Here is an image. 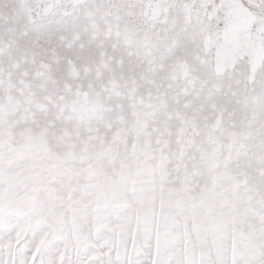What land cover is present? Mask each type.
<instances>
[{
  "label": "snow or ice",
  "instance_id": "snow-or-ice-1",
  "mask_svg": "<svg viewBox=\"0 0 264 264\" xmlns=\"http://www.w3.org/2000/svg\"><path fill=\"white\" fill-rule=\"evenodd\" d=\"M0 264H264V0H0Z\"/></svg>",
  "mask_w": 264,
  "mask_h": 264
}]
</instances>
